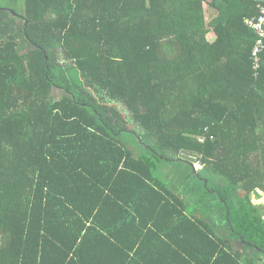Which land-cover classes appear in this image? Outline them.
<instances>
[{"label": "trees", "instance_id": "trees-1", "mask_svg": "<svg viewBox=\"0 0 264 264\" xmlns=\"http://www.w3.org/2000/svg\"><path fill=\"white\" fill-rule=\"evenodd\" d=\"M263 7L0 0V264H264Z\"/></svg>", "mask_w": 264, "mask_h": 264}, {"label": "crops", "instance_id": "crops-1", "mask_svg": "<svg viewBox=\"0 0 264 264\" xmlns=\"http://www.w3.org/2000/svg\"><path fill=\"white\" fill-rule=\"evenodd\" d=\"M201 214L203 216V221L210 223L212 228L217 232L216 234L219 237L223 238L222 233H221L222 231L220 230L219 217H217V218L206 217L203 207L196 208V215L199 216ZM200 230L201 231H200L199 240L201 241L205 235V227L203 224H201ZM183 236L184 237L182 238V236L180 234V236L178 237L180 240L178 242H175V243L169 244V241L167 240V243L163 244L164 249L166 250V252H172L173 255H175V258L177 260H179V262L177 264H201V263H199L198 259L194 255L195 251H194V248L192 245V243H194L193 240L190 237H188L187 235H185V233ZM218 238H217V240H218ZM200 243L203 245L202 242H200ZM232 243H234L235 245L237 244L236 241H232ZM219 244H222L223 249H225L224 243L222 241H220ZM167 255L169 257L165 258L164 264H174L173 260H172L173 257L171 256V254H167ZM178 255L180 256L181 259H178Z\"/></svg>", "mask_w": 264, "mask_h": 264}, {"label": "rangeland", "instance_id": "rangeland-1", "mask_svg": "<svg viewBox=\"0 0 264 264\" xmlns=\"http://www.w3.org/2000/svg\"><path fill=\"white\" fill-rule=\"evenodd\" d=\"M205 16H206L207 21H208L209 18H208V16H207L206 13H205ZM53 97H54V98H57V97H58L57 92H54V93H53ZM117 109H118L120 112H122L123 116L128 117V118L130 117L129 113L127 112L126 108H125L123 105H121V104L117 105ZM130 126L135 127V129L137 130V133H138V134L141 133V131H140L139 129H137V127H136L135 125H133L132 123H130ZM196 166H197V165H196ZM193 168H194V166H193ZM168 170H169V168L166 167V169L162 170L161 173H162V174H166V173H168ZM196 170H200V168L196 167ZM255 202H256V204H258V205L264 204V197H263L262 199H260V200H255ZM220 207H221V206H219L218 208H220ZM226 230H227V229H226ZM226 230H222V232H226Z\"/></svg>", "mask_w": 264, "mask_h": 264}, {"label": "built area", "instance_id": "built-area-1", "mask_svg": "<svg viewBox=\"0 0 264 264\" xmlns=\"http://www.w3.org/2000/svg\"><path fill=\"white\" fill-rule=\"evenodd\" d=\"M262 11H263V15H264V7H263V10H262ZM250 23H251V25H252L255 29H257L258 31H259V30H263L264 17H261L259 23L252 22V21H250Z\"/></svg>", "mask_w": 264, "mask_h": 264}, {"label": "clouds", "instance_id": "clouds-1", "mask_svg": "<svg viewBox=\"0 0 264 264\" xmlns=\"http://www.w3.org/2000/svg\"><path fill=\"white\" fill-rule=\"evenodd\" d=\"M196 165H197V166H196ZM193 166H194V169H195V170H196V167L200 168V170L203 168L202 165H198V164H194ZM196 171H198V170H196ZM225 229L228 230V228H225Z\"/></svg>", "mask_w": 264, "mask_h": 264}]
</instances>
